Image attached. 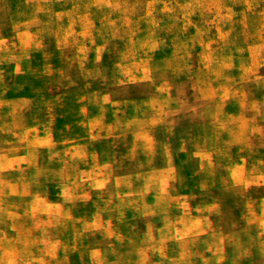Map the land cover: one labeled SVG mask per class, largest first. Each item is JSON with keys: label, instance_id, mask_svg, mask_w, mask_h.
<instances>
[{"label": "rangeland", "instance_id": "374dc122", "mask_svg": "<svg viewBox=\"0 0 264 264\" xmlns=\"http://www.w3.org/2000/svg\"><path fill=\"white\" fill-rule=\"evenodd\" d=\"M0 124L56 177L0 264H264V0H0Z\"/></svg>", "mask_w": 264, "mask_h": 264}, {"label": "clouds", "instance_id": "9594fccd", "mask_svg": "<svg viewBox=\"0 0 264 264\" xmlns=\"http://www.w3.org/2000/svg\"><path fill=\"white\" fill-rule=\"evenodd\" d=\"M54 171L30 126L0 124V245L44 255L37 225L54 198Z\"/></svg>", "mask_w": 264, "mask_h": 264}]
</instances>
